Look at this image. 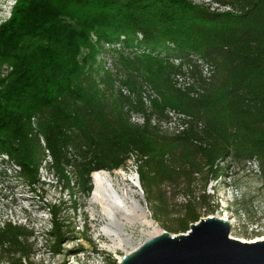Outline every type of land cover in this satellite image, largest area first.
I'll return each mask as SVG.
<instances>
[{
	"label": "trees",
	"instance_id": "16d2710c",
	"mask_svg": "<svg viewBox=\"0 0 264 264\" xmlns=\"http://www.w3.org/2000/svg\"><path fill=\"white\" fill-rule=\"evenodd\" d=\"M212 5L230 11H211ZM136 34L152 48L173 44L168 56L201 57L213 66L212 79L190 97L173 88L178 68L166 60L121 57V84L138 93L148 86L159 96L150 113L114 93L117 78L105 76L97 85L91 67L100 44ZM125 107L142 113L144 125L130 123ZM167 111L192 124L178 135L150 124L166 120ZM130 154L145 201L158 204L153 220H172L165 226L171 235L186 233L202 209L213 210L205 186L230 164L254 165L264 186V0H14L0 23V156L19 169L16 177L28 187L38 183L48 156L45 168L76 212L77 199L91 195L92 174L124 171ZM8 168L0 161V175ZM165 186L187 198L173 218ZM61 205L47 208L53 254L69 225L60 219ZM239 205L231 207L237 216ZM31 236L21 227L0 230V246H9L3 254L18 255L12 264L36 253L27 244Z\"/></svg>",
	"mask_w": 264,
	"mask_h": 264
},
{
	"label": "rangeland",
	"instance_id": "374dc122",
	"mask_svg": "<svg viewBox=\"0 0 264 264\" xmlns=\"http://www.w3.org/2000/svg\"><path fill=\"white\" fill-rule=\"evenodd\" d=\"M189 1L194 4L210 3V0ZM13 4L14 0H0V23L9 17ZM144 46L147 47L148 45L146 46V44H144ZM164 46H166V44L158 46L156 49L148 47L156 51ZM112 50V47L104 49L103 44H100L97 48L95 62L91 67V70L94 71V78L97 85L101 81L100 79H103L105 76H109L113 80L118 74H122L119 68L121 66V57H123V59H129V57L135 58L144 56H137L140 55L139 52L132 49L125 51L124 54L117 49L114 51ZM114 69L116 70V74H114ZM124 171L127 175H136L131 165H128ZM115 172L117 171L110 174H114ZM5 179L0 178V183H2L1 187H9V185H11V194L16 203L22 205L26 211L29 210L32 212L31 216L36 218L42 217V219L44 217L48 218L47 215L41 214L44 205H57L58 202H62L60 219L65 225H69L62 229L64 239L59 246L58 253L53 254L50 250L54 238L48 237V235L42 231V227L37 225L35 230H37L38 236L27 240V244L32 247V250L37 251L35 256H32L33 262L31 263L33 264H118L123 255L130 253L146 239V235L140 233L138 228L126 226V233L132 236L130 245H122L114 251H108L105 246H110L112 243L110 238L102 232V228L107 221L101 214L100 207L91 203L90 197L87 200L81 198L77 199L80 209L74 212L70 209V197H68L67 194L60 195L58 185H56L53 179L46 176L44 170L39 172L38 181L40 185L37 186L34 191L29 189L26 185H23L21 181L13 182L11 179H9V181ZM234 185H237L236 190H234ZM202 186L203 181L200 176L195 184V190L198 194ZM162 189H164L171 198L168 212L170 218H173L177 216L180 211L179 205L184 203L187 198H184L182 195H176L177 191L170 187L165 186L162 187ZM138 190L142 192L139 182L136 191L138 192ZM205 192L212 200L211 205L213 204V210L206 211L202 209L200 211V219L226 216L222 214L221 209H229L227 216L230 217L228 220L233 224L232 232L233 236L236 238L245 236L241 224L247 222L255 223L259 221V219H263L264 221V186L257 173V168L254 165L242 168L239 165L230 164L228 169H225L222 177L217 178L214 182H208L206 184ZM77 196L78 195H76V197ZM173 196H175V198L172 200ZM216 196L218 201L216 200ZM234 196L239 198L238 204H240L239 206L242 208L239 216L235 215L231 210L232 206L230 200ZM142 197L146 205V215L153 221L158 231H166L165 226L173 225V221L165 219L164 215H160L158 220H153L152 216L158 213L155 211V208H158V204L150 201L146 202L143 192ZM136 198L140 201L139 197L136 196ZM223 201H227V203L224 204ZM233 209H235V207H233ZM36 211H38L37 214L34 213ZM13 257L15 258L16 256ZM4 262L5 261H3L2 264H6ZM28 262V260H25L22 264H27Z\"/></svg>",
	"mask_w": 264,
	"mask_h": 264
},
{
	"label": "built area",
	"instance_id": "2783aa9c",
	"mask_svg": "<svg viewBox=\"0 0 264 264\" xmlns=\"http://www.w3.org/2000/svg\"><path fill=\"white\" fill-rule=\"evenodd\" d=\"M211 11L223 13V12H229V7H220L218 5H212ZM128 39L131 41L130 44L126 45L125 43L128 41ZM116 41V42H115ZM112 41L111 43H102L104 49H108L109 47H112L114 51L115 49L119 50V52H122L124 54L125 51L132 49L136 52H139L140 55L137 56H151L156 57L159 59L166 60L168 63L172 64L175 68H178V72L172 76L171 78V84L174 89L188 93L190 97H196L198 93L201 92V85L203 83H208L212 79V76L214 75V68L212 65L207 63L204 59L197 55H190L188 58H180V57H173L168 56L167 53L174 50V45L171 43H166V46L163 48H159L156 51L154 49H150L148 46H144L142 35L136 34L132 38H126L124 36H121L118 40ZM113 44V45H112ZM156 49V48H155ZM129 55V54H128ZM130 58V57H129ZM132 59V58H131ZM114 74H116V70L114 69ZM117 78L114 81L113 84V91L116 94L121 95L123 98H126L129 100L134 106L138 105L137 103L140 102L143 106V109L145 112L150 113L153 110V104L160 101L159 96L148 86H144L141 90H139V93L136 91L129 90L126 86L122 85L121 82L123 81L124 77L122 74H118ZM201 82H200V81ZM101 88V87H100ZM125 111H129V122L137 125L142 126L145 123V116L142 113L131 111L128 107L124 108ZM167 119L162 121H157L156 119L152 118L150 120V124L152 126H155L163 133L169 134V135H178L185 130L189 128V126L192 124V120L190 117L177 114L174 111H167L166 112ZM200 127V125H198ZM43 144V143H42ZM0 161H3L5 163L9 164V168L7 171H5V175H0V178L5 179L6 181H9L11 179L13 182L21 181L16 176L19 172V169L13 165L12 162L9 161L8 157L6 156H0ZM49 157L46 156L45 160L43 161L42 165L40 166L38 170V179H39V172L41 170L45 171L46 176H49L52 178V173H48L45 165L49 162ZM128 165H131L135 174L137 169L136 164V156L133 154H130L129 159L126 162V168ZM67 176L71 177V169L67 168ZM54 180V179H53ZM22 182V181H21ZM0 183V230L4 229L6 226L11 227H21L26 229L27 231L32 233V236L30 238L33 239L36 238L37 235V225H40L42 227V231L44 233L48 234V232L51 230V215L48 212V206H52V204H45L43 211H41V214H45L48 216L41 218H36L32 215V212L29 210H25V208L17 204L14 197L11 194V185L9 187H1ZM23 185H25L23 183ZM40 183L38 181L37 184L32 185L31 187H28L29 189H34L39 186ZM67 194V192L63 193ZM62 195V193L60 194ZM68 196V195H67ZM69 197V196H68ZM58 204V203H57ZM56 206V204H53ZM35 214L38 213V211L34 212ZM34 219V222H33ZM39 220V221H37ZM42 224V225H41ZM243 231H244V237L237 238L244 240L245 242H250L251 240L263 237L264 236V221L263 219H259V221L255 223H243L241 224ZM30 226V227H29ZM33 226V227H32ZM230 237L233 236L232 232V226L230 225ZM43 233V232H42ZM8 245L0 246V264L4 263L9 264L6 259L14 258L13 255L6 256L3 254L4 250L8 249ZM37 253V251H36ZM35 253V254H36ZM35 254L31 255L29 258V262H33L32 256H35ZM4 255L5 257H1ZM18 258V255L15 257ZM25 261L22 259V262Z\"/></svg>",
	"mask_w": 264,
	"mask_h": 264
},
{
	"label": "water",
	"instance_id": "95a60500",
	"mask_svg": "<svg viewBox=\"0 0 264 264\" xmlns=\"http://www.w3.org/2000/svg\"><path fill=\"white\" fill-rule=\"evenodd\" d=\"M137 194L139 208L146 214L142 192ZM229 233L228 222L218 217L199 219L184 234L159 230L123 255L118 264H264V241L243 244Z\"/></svg>",
	"mask_w": 264,
	"mask_h": 264
},
{
	"label": "bare ground",
	"instance_id": "6f19581e",
	"mask_svg": "<svg viewBox=\"0 0 264 264\" xmlns=\"http://www.w3.org/2000/svg\"><path fill=\"white\" fill-rule=\"evenodd\" d=\"M148 46L150 47L149 44ZM91 178L93 189L90 201L100 207L101 214L107 221L102 232L110 238L112 243L110 246H105L108 251H114L122 245H130L132 236L126 233V226L138 228L140 233L146 235V239L158 234L159 231L155 225L139 208V200L136 198V196L138 197L136 175H127L125 171L120 170L114 174L97 172L92 174ZM218 218L226 220L228 225L233 227V224L228 220L229 216H218ZM231 238L237 239L238 237ZM238 240L243 244H253L263 242L264 236L250 242Z\"/></svg>",
	"mask_w": 264,
	"mask_h": 264
},
{
	"label": "clouds",
	"instance_id": "9594fccd",
	"mask_svg": "<svg viewBox=\"0 0 264 264\" xmlns=\"http://www.w3.org/2000/svg\"><path fill=\"white\" fill-rule=\"evenodd\" d=\"M236 189H237V185H234V190H236ZM238 201H239V198H237L236 196L232 197L230 200L231 206H233L235 203L238 204Z\"/></svg>",
	"mask_w": 264,
	"mask_h": 264
},
{
	"label": "flooded vegetation",
	"instance_id": "af4514ba",
	"mask_svg": "<svg viewBox=\"0 0 264 264\" xmlns=\"http://www.w3.org/2000/svg\"><path fill=\"white\" fill-rule=\"evenodd\" d=\"M15 256H17V255H15ZM15 259H17V258H15ZM15 259H14V260H15ZM7 261L9 262V264H12V262H11V258H9Z\"/></svg>",
	"mask_w": 264,
	"mask_h": 264
}]
</instances>
